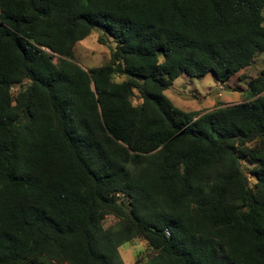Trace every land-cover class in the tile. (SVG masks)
<instances>
[{"label":"trees","instance_id":"trees-1","mask_svg":"<svg viewBox=\"0 0 264 264\" xmlns=\"http://www.w3.org/2000/svg\"><path fill=\"white\" fill-rule=\"evenodd\" d=\"M263 9L0 0V264H117L134 240L147 264H264V71L246 101L205 113L165 95L251 66ZM94 31L115 47L86 71L74 49Z\"/></svg>","mask_w":264,"mask_h":264},{"label":"rangeland","instance_id":"rangeland-1","mask_svg":"<svg viewBox=\"0 0 264 264\" xmlns=\"http://www.w3.org/2000/svg\"><path fill=\"white\" fill-rule=\"evenodd\" d=\"M100 37L102 34L94 31L74 49L75 62L86 71L102 67L110 62V49L115 47V43L109 39V45H102L99 41ZM54 62L57 63V58ZM263 71L264 53H260L256 55L251 66L234 75L227 83H220L213 73L202 78L181 75L165 92V95L177 108L185 112L205 113L221 105H235L246 101L248 83L260 76ZM19 90L20 87L15 89L14 93ZM133 102L136 106L141 103L138 93ZM249 168L251 167L249 166L248 170ZM252 183H254L253 180ZM117 223L116 217L108 216L104 222V228L108 229ZM118 251L117 264H147L155 256V252L143 240L127 243Z\"/></svg>","mask_w":264,"mask_h":264}]
</instances>
